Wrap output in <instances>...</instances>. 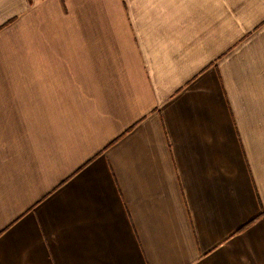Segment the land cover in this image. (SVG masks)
I'll return each instance as SVG.
<instances>
[{
  "label": "crops",
  "instance_id": "crops-1",
  "mask_svg": "<svg viewBox=\"0 0 264 264\" xmlns=\"http://www.w3.org/2000/svg\"><path fill=\"white\" fill-rule=\"evenodd\" d=\"M0 264H264V0H0Z\"/></svg>",
  "mask_w": 264,
  "mask_h": 264
},
{
  "label": "rangeland",
  "instance_id": "rangeland-1",
  "mask_svg": "<svg viewBox=\"0 0 264 264\" xmlns=\"http://www.w3.org/2000/svg\"><path fill=\"white\" fill-rule=\"evenodd\" d=\"M31 1V0H30Z\"/></svg>",
  "mask_w": 264,
  "mask_h": 264
}]
</instances>
